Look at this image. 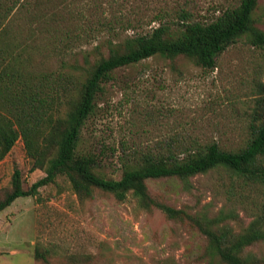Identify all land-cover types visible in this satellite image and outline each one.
Here are the masks:
<instances>
[{
    "label": "rangeland",
    "instance_id": "rangeland-1",
    "mask_svg": "<svg viewBox=\"0 0 264 264\" xmlns=\"http://www.w3.org/2000/svg\"><path fill=\"white\" fill-rule=\"evenodd\" d=\"M240 0H0V63L20 62L35 73L76 74L79 86L96 58L86 57L108 40L151 32L162 23L176 27L180 12L210 22ZM264 30V0L255 11ZM96 54V53H94ZM92 59V61H90ZM3 67V66H2ZM85 73V72H84ZM87 120L81 148L99 155V171L121 178L138 152L166 147L172 139L216 141L237 150L249 138L255 97L264 95V49L246 37L205 68L194 59L154 55L115 70ZM76 80V81H75ZM24 188L46 175L32 169L20 138L0 161V196L11 187L15 168ZM151 196L190 213L231 214L225 223L244 230L264 214V184L219 167L191 176L149 178ZM207 237L189 221L170 218L161 208L143 207L129 194L120 201L100 188L81 198L60 175L35 195L20 196L0 211V264H218L207 255ZM50 249L49 261L36 249ZM244 253L264 259V241Z\"/></svg>",
    "mask_w": 264,
    "mask_h": 264
},
{
    "label": "trees",
    "instance_id": "trees-1",
    "mask_svg": "<svg viewBox=\"0 0 264 264\" xmlns=\"http://www.w3.org/2000/svg\"><path fill=\"white\" fill-rule=\"evenodd\" d=\"M259 1L240 0L210 22L193 20L189 11L182 10L176 27L162 23L146 34L119 42L108 40L104 45L107 55L98 45L96 54L86 56L96 59L81 71L84 78L75 88L69 84L76 74L35 73L16 58L0 63V161L22 138L33 161L32 169L46 172L25 189L22 171L16 167L11 187L0 196V211L18 197L35 195L41 186L64 175L81 198L93 196L96 188L114 193L120 201L133 194L145 208L158 206L170 218L189 221L207 237V255L218 264H264V259L244 253L247 246L264 241V214L235 232L225 223L231 214L190 213L155 200L147 184L149 178L160 177L188 181L219 167L246 181L264 184V95L255 97L249 138L237 150L224 149L216 141L204 144L192 139L188 144L172 139L166 147L138 152L135 161L125 163L121 178L116 179L103 176L99 155L80 144L83 127L95 113L98 96L113 80L116 69L158 54L171 59L186 55L205 68H214L219 55L242 37L264 49V30L257 27L254 15ZM259 92L264 93V83ZM49 253L50 249L37 248L35 256L48 262ZM67 259L70 264L77 260L75 255Z\"/></svg>",
    "mask_w": 264,
    "mask_h": 264
}]
</instances>
